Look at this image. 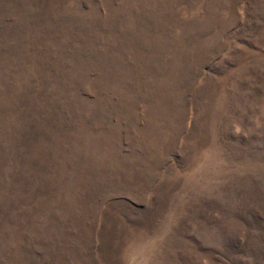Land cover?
Here are the masks:
<instances>
[{
	"label": "rangeland",
	"instance_id": "rangeland-1",
	"mask_svg": "<svg viewBox=\"0 0 264 264\" xmlns=\"http://www.w3.org/2000/svg\"><path fill=\"white\" fill-rule=\"evenodd\" d=\"M0 264H264V0H0Z\"/></svg>",
	"mask_w": 264,
	"mask_h": 264
}]
</instances>
